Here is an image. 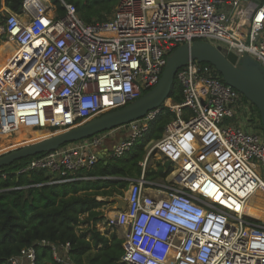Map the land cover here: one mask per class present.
I'll list each match as a JSON object with an SVG mask.
<instances>
[{
  "label": "built area",
  "instance_id": "built-area-1",
  "mask_svg": "<svg viewBox=\"0 0 264 264\" xmlns=\"http://www.w3.org/2000/svg\"><path fill=\"white\" fill-rule=\"evenodd\" d=\"M60 1L62 16L49 0L0 10L12 47L0 72L2 134L56 133L121 108L158 83L170 52L196 40L237 61L248 56L264 70V0H119L107 20L94 24ZM175 78L182 101L164 102L174 117L144 146L168 163L169 174L145 180L155 165L144 154L140 179L123 195L125 209L102 210L95 228L117 234L124 264H264V220L246 210L252 198L264 200V136L252 104L209 64L188 62ZM158 112L121 126L129 133L107 155L130 150ZM104 133L32 157L15 175L44 171L48 183L84 179ZM51 249L56 264H76L68 244ZM34 261L29 246L4 264Z\"/></svg>",
  "mask_w": 264,
  "mask_h": 264
},
{
  "label": "trees",
  "instance_id": "trees-1",
  "mask_svg": "<svg viewBox=\"0 0 264 264\" xmlns=\"http://www.w3.org/2000/svg\"><path fill=\"white\" fill-rule=\"evenodd\" d=\"M22 1L0 0V10L4 7L19 12ZM49 1L58 16H62L61 1ZM62 1L72 3L85 24H94L107 20L119 0ZM1 21L0 12V24ZM4 37L5 34L1 35ZM10 54L7 50L0 52V72L4 70ZM168 99L174 103L182 101L176 78ZM252 108L256 113L257 130L261 132L259 114L254 106ZM173 117L167 108L161 106L147 131L130 150L119 157L98 159L90 170L83 172L85 179L48 183L51 176L44 171L15 175L16 169L31 158L0 169V264L29 246L35 250L34 264H56L51 245L61 247L64 244L69 245L68 254L76 264H124L120 262L123 253L121 239L115 233L101 235L95 228L101 220L99 209L105 204L96 198L123 197L128 185L142 175L139 164L145 154V144L159 139ZM34 134V140L47 136L46 133ZM169 172L168 163L161 165L158 162L155 168L145 171L143 177L147 181H162ZM2 173L6 174L5 179L1 177ZM37 184L40 186H35ZM247 213L258 218L264 211L256 213L249 208Z\"/></svg>",
  "mask_w": 264,
  "mask_h": 264
},
{
  "label": "water",
  "instance_id": "water-1",
  "mask_svg": "<svg viewBox=\"0 0 264 264\" xmlns=\"http://www.w3.org/2000/svg\"><path fill=\"white\" fill-rule=\"evenodd\" d=\"M193 61L214 67L223 83L238 91L256 108L264 136V70L261 65L248 56L237 61L234 54L227 53L219 46L214 47L208 42L196 40L191 44L184 43L178 46L167 55L158 83L138 99L80 125L0 153V169L26 158L52 152L68 143L88 139L142 119L164 104L173 87L176 72ZM113 201L116 203L115 211L125 209L126 202L123 197L115 196Z\"/></svg>",
  "mask_w": 264,
  "mask_h": 264
},
{
  "label": "crops",
  "instance_id": "crops-1",
  "mask_svg": "<svg viewBox=\"0 0 264 264\" xmlns=\"http://www.w3.org/2000/svg\"><path fill=\"white\" fill-rule=\"evenodd\" d=\"M128 130L127 128L125 127H118V128H115L111 131H108L106 133L103 134V139H102V142L101 144L94 150L95 153L97 154L98 156V159H104V158H109V156L107 155L108 152L119 142L121 141L122 139H125L128 135ZM162 165V164H161ZM156 166V165H155ZM85 179V178H84ZM158 181V180H157ZM127 190V189H126ZM126 190L124 191V194L126 193ZM256 197L252 198L249 202H248V207L251 209L252 207L256 208L255 204L253 203V201L255 200ZM108 199H111L110 201H113V197L112 198H108ZM96 200L98 201H103L104 200L102 199V197H97ZM258 210H263L264 211V200L261 202V200L259 199L258 200ZM111 204H108L110 205V208H106L104 209L103 207H105L104 205L99 209V211L101 212V220H102V210L103 212H109L110 214H112L114 211H112V209L114 208L113 206H111L113 204V202H110ZM100 220V221H101ZM99 221V222H100ZM97 222V223H99ZM96 223V224H97ZM108 236V235H107ZM117 236V234H116Z\"/></svg>",
  "mask_w": 264,
  "mask_h": 264
},
{
  "label": "rangeland",
  "instance_id": "rangeland-1",
  "mask_svg": "<svg viewBox=\"0 0 264 264\" xmlns=\"http://www.w3.org/2000/svg\"><path fill=\"white\" fill-rule=\"evenodd\" d=\"M5 16H6V14L3 13V15H2V21H1V24H0V52L3 51V50H7V51H9L11 53V50H12L11 45L6 44L5 37L4 38H1V35H3L2 28H3V22L5 20ZM53 133L54 132H51V134H53ZM40 135H44V134H40ZM10 137H12V136H10ZM26 139H30V140H28V141L25 142L24 140H26ZM26 139L23 140V137L20 136V138H16V140L13 143L14 144H18L20 146H25V145H28V144H31V143L37 141V140H34L35 137H33V136H31L30 138H26ZM12 144L11 145L10 144L4 145L5 148L3 147L4 150H1L0 153H2L4 151L11 150V149H14V148H12L14 145H12ZM8 145H10L11 147L10 146L8 147ZM20 146H17L15 148H18ZM150 146L145 149V154H149V156H148V162H150V165H152V164L156 165L158 162L159 163H162L161 157L155 151H151V152L148 153V151L150 149ZM158 182H161V181L158 180ZM102 199L104 200V202H106V204L104 205L105 207H103L104 209L110 208V205H108V204H111L110 202H113V204L111 206H113V207L116 206L115 201H110L111 199H108V198H102ZM256 200L258 201L259 199H256L255 198V201ZM248 209L249 208H246V210H248ZM112 211H115L114 208L112 209Z\"/></svg>",
  "mask_w": 264,
  "mask_h": 264
},
{
  "label": "bare ground",
  "instance_id": "bare-ground-1",
  "mask_svg": "<svg viewBox=\"0 0 264 264\" xmlns=\"http://www.w3.org/2000/svg\"><path fill=\"white\" fill-rule=\"evenodd\" d=\"M30 132H33V133H30ZM34 133H37V134H43V133H46L47 134V136H45L44 138H46V137H48V136H50V135H52L51 133H49V132H46V131H40V132H34V131H30L29 129H27L26 131H24V132H19V134H17V132L15 133V135H13L12 137H10L9 135H7V134H2V133H0V152H1V150H4V145H6V144H12L15 140H16V138H20V136H22V137H24V138H30L31 136H33V137H36V134H34ZM44 138H42V139H44ZM28 140H30V139H27V141ZM41 140V139H40ZM37 141H39V140H37ZM36 142V141H35ZM6 143V144H5ZM34 143V142H33ZM10 145H8V147L10 146ZM12 145H14L12 148H15V147H17V146H20V145H18V144H12ZM4 147V148H3ZM11 147V146H10ZM5 152V151H4ZM251 210L252 211H254V212H259V210L257 209V208H251ZM258 218H264V214H261V215H259L258 216ZM264 220V219H263Z\"/></svg>",
  "mask_w": 264,
  "mask_h": 264
}]
</instances>
